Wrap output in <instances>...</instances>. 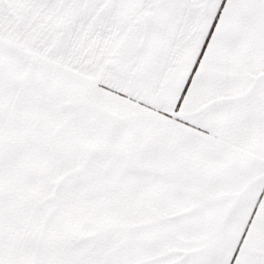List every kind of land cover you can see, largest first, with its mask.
I'll return each mask as SVG.
<instances>
[{"label":"snow or ice","instance_id":"obj_1","mask_svg":"<svg viewBox=\"0 0 264 264\" xmlns=\"http://www.w3.org/2000/svg\"><path fill=\"white\" fill-rule=\"evenodd\" d=\"M0 264H264V0H0Z\"/></svg>","mask_w":264,"mask_h":264}]
</instances>
